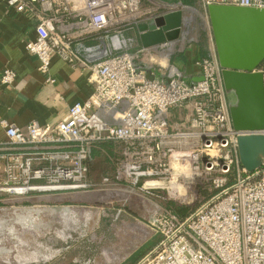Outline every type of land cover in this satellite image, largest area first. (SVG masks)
<instances>
[{
    "label": "built area",
    "instance_id": "1",
    "mask_svg": "<svg viewBox=\"0 0 264 264\" xmlns=\"http://www.w3.org/2000/svg\"><path fill=\"white\" fill-rule=\"evenodd\" d=\"M0 1L38 19L36 39L26 49L38 58L45 75L56 56L72 66H88L74 49L71 31L56 30L72 18L83 26L80 35L112 31L118 40L127 27L175 12L144 11L142 0ZM201 5L207 14L211 5L264 9V0H201ZM174 45L160 47L170 51ZM143 52L119 53L94 65L93 95L69 107L58 123L32 121L19 127L1 120L6 143L0 142V193L31 197L90 192L93 163L106 150L103 146L138 144L145 147V186L169 175L180 183L202 170L214 192L186 219L169 206L156 210L147 224L150 238L157 237L156 246L139 264H264V165L247 172L237 141L240 135H264V130H234L217 59L198 61L203 80L188 83L176 67L169 68L165 80L150 78L151 71L137 63ZM256 71L264 75V63ZM15 78L6 69L0 86L12 85ZM47 81L55 82L51 77ZM188 105L193 111L190 130H175L170 111ZM177 151L191 152L185 171L178 174L171 165ZM173 194L177 197L179 191Z\"/></svg>",
    "mask_w": 264,
    "mask_h": 264
},
{
    "label": "rangeland",
    "instance_id": "2",
    "mask_svg": "<svg viewBox=\"0 0 264 264\" xmlns=\"http://www.w3.org/2000/svg\"><path fill=\"white\" fill-rule=\"evenodd\" d=\"M209 44H214L209 18L185 9L181 37L173 50H163L159 63L171 68L170 59L191 46L209 49ZM137 47L134 44V50ZM209 52L205 58L216 60L215 45ZM110 147L111 151L101 150L93 163L90 192L68 194L63 202L45 200L50 195L0 193V264H126L141 247L147 251L156 246L157 237L151 239L147 231L156 210L169 206L194 211L214 195L210 177L202 170L189 173L180 183L169 175L145 186V147L130 143ZM138 176L142 178L137 182ZM174 189L179 191L177 197ZM29 209H37L38 218ZM64 210L68 212L62 216ZM137 258L138 254L128 264Z\"/></svg>",
    "mask_w": 264,
    "mask_h": 264
},
{
    "label": "crops",
    "instance_id": "3",
    "mask_svg": "<svg viewBox=\"0 0 264 264\" xmlns=\"http://www.w3.org/2000/svg\"><path fill=\"white\" fill-rule=\"evenodd\" d=\"M183 1L186 2L184 4L190 6L183 5ZM183 1L142 0V6L144 11H153L155 14H162L170 9L182 10L184 17V10L192 9L207 16L201 5V0ZM37 25L38 19L35 16L28 12L19 13L0 1V78L6 69H11L16 74L12 85L0 86V121L7 120L19 127H24L32 121H37L41 125L60 122L66 117L69 107L75 103H83L93 95V66L119 53L137 55L144 50L140 54L137 63L151 71L152 74H149V77H156L161 80L168 77L170 65L163 66L161 62L159 63L165 49L160 46L144 49L137 25L125 28L123 36L113 42L112 39H115L114 35L116 33L112 31L109 33L104 31L90 35H80L78 31L83 26L78 18H72L56 30L71 31L72 36L75 37L74 49L88 66L85 67L82 64L72 66L56 56L52 59L49 73L45 75L39 71L38 58L26 49V44L36 39ZM134 44L138 46L135 50ZM211 46L214 48V44H209V51ZM169 58L168 55L166 59L169 60ZM202 58L201 47L197 49L191 46L186 52L174 57L173 61L170 59L169 62L172 63L171 67L181 70L186 82L195 83L202 78V71L197 65ZM154 64L156 65L154 66ZM50 77L55 80L52 84L47 81ZM226 96L229 105L235 101L232 96L227 94ZM192 116V108L188 105L172 109L169 120L175 130L184 132L190 130ZM0 142L6 143V136L1 126ZM1 171L2 163L0 162ZM67 195L58 194L41 197L46 198L45 200L54 198V201L63 202L68 200ZM32 211L33 215L38 218L39 211L29 209L27 212L32 213ZM49 212L53 214L52 210ZM67 212L64 210L62 216L66 215ZM134 256L135 254H132L130 259H127L126 264ZM142 260L133 264H139Z\"/></svg>",
    "mask_w": 264,
    "mask_h": 264
},
{
    "label": "water",
    "instance_id": "4",
    "mask_svg": "<svg viewBox=\"0 0 264 264\" xmlns=\"http://www.w3.org/2000/svg\"><path fill=\"white\" fill-rule=\"evenodd\" d=\"M207 15L226 94L235 98L229 105L233 128L264 130V75L256 71L264 63V9L211 5ZM183 22L180 10L139 23L142 47L178 41ZM237 141L243 168L249 173L259 170L264 165V135H240Z\"/></svg>",
    "mask_w": 264,
    "mask_h": 264
},
{
    "label": "trees",
    "instance_id": "5",
    "mask_svg": "<svg viewBox=\"0 0 264 264\" xmlns=\"http://www.w3.org/2000/svg\"><path fill=\"white\" fill-rule=\"evenodd\" d=\"M184 3H186V2L183 1V5L190 6V5H187V4H184ZM201 49H202L203 58L208 57L210 55L209 49H205V48H202V47H201ZM103 147L106 150L111 151V149H110L111 147H110L109 144L108 145H104ZM231 183H232V181H231ZM172 209L175 212V214H177L181 219H186L187 217H189L195 211V210L194 211H190L189 208H187V207H172ZM145 248L146 247H141V249H139L140 251L139 252L137 251V253H135L134 258L138 254V258H137L136 262H138L139 260H142L154 247L148 249L147 251H145Z\"/></svg>",
    "mask_w": 264,
    "mask_h": 264
},
{
    "label": "bare ground",
    "instance_id": "6",
    "mask_svg": "<svg viewBox=\"0 0 264 264\" xmlns=\"http://www.w3.org/2000/svg\"><path fill=\"white\" fill-rule=\"evenodd\" d=\"M191 156L190 151H177L172 158L171 165L175 170V173L178 174L179 172L185 171L186 164L188 163ZM180 166V167H179Z\"/></svg>",
    "mask_w": 264,
    "mask_h": 264
}]
</instances>
